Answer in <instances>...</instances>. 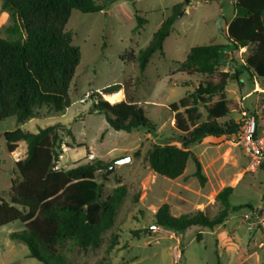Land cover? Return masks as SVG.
Here are the masks:
<instances>
[{"label": "rangeland", "instance_id": "rangeland-1", "mask_svg": "<svg viewBox=\"0 0 264 264\" xmlns=\"http://www.w3.org/2000/svg\"><path fill=\"white\" fill-rule=\"evenodd\" d=\"M183 2L117 0L98 13L73 11L65 31L71 33L72 45L80 51V63L68 92L70 107L62 113L37 108L35 114L39 118L24 123H17L13 117L0 121L1 200H9L11 181L18 177L15 162L26 155L22 141L13 153H8L3 133L17 129L36 133L56 123L65 125L74 138L61 133L57 169L101 160L114 165L105 177L107 170L95 173L102 196L117 186L126 188L114 225L101 236L97 248L81 251L69 243L57 248L69 264H264V229L252 221H242L244 213L264 209V168L254 173L246 170L248 160L236 134L206 138L189 148L201 163L206 177L204 186L193 177L195 167L191 160L183 175L175 180L154 174L146 161L147 151L155 145L181 147L169 105L192 93L200 82H217L218 72L211 77L187 76L179 72V65L192 47L227 44L225 27L234 15L235 0H189L188 6ZM179 4L180 12L162 53L152 56L143 73L137 62L120 59L121 55H137ZM136 13L147 22L139 31H135ZM9 24L7 14L0 12V37L13 40L5 32ZM245 56L246 52L240 49L226 59L232 58L241 65ZM218 71L233 72L230 64ZM111 85L122 86L124 98L143 108L146 118L155 124V133L114 131L103 114L90 111L91 99L80 101L93 92L106 101L101 91ZM250 90L254 92L250 94ZM224 97L229 114L221 122L239 124L245 112L256 119L257 133L264 135V82L240 75L238 80L227 82ZM198 113V123L205 121L203 106L198 107ZM122 159L129 161L118 163ZM224 187L233 188L230 207L243 208L232 211L224 224L212 232L191 227L178 234L155 226L153 215L164 203L169 205L172 216L202 211L212 218L220 209L215 195ZM21 230L18 221L0 227V264H42L28 256L24 243L9 238L10 233Z\"/></svg>", "mask_w": 264, "mask_h": 264}, {"label": "trees", "instance_id": "trees-1", "mask_svg": "<svg viewBox=\"0 0 264 264\" xmlns=\"http://www.w3.org/2000/svg\"><path fill=\"white\" fill-rule=\"evenodd\" d=\"M98 1L101 4L94 0H0V12L6 13L10 22L5 32L13 37V40L0 37V121L13 117L17 123H24L39 118L35 114L37 108L47 107L53 113H62L70 107L68 92L80 63V51L72 45L71 33L65 27L73 11L94 14L117 0ZM183 3L188 6L189 0ZM179 7L180 4L174 7L172 15L161 23L137 55H121L120 59L137 62L143 73L152 56L162 53ZM233 9L226 30L227 44L192 47L179 65V72L187 76L211 77L218 72V80L200 82L192 93L169 105L181 147L163 144L147 151L149 168L158 176L175 180L183 175L191 160L195 167L193 177L204 186L206 177L201 163L189 148L206 138L218 139L237 132V123L221 122L229 114L224 97L227 82L244 74L264 82V0H235ZM134 18L135 31H139L147 22L138 13ZM244 48L246 56L241 65L232 58L226 59L228 54ZM228 64L232 73L218 71ZM120 89V85H111L101 93L113 95ZM92 95L90 111L103 114L114 131L155 133V124L146 118L143 108L127 97L110 104L101 94ZM212 98L216 100L212 102ZM199 106L206 112V120L200 123ZM61 133L74 140L71 131L61 123L36 133L17 129L2 135L8 153H13L22 141L26 155L15 162L18 177L11 181L9 200L0 199V227L20 222L22 230L10 233L9 238L24 243L28 256L42 264H69L57 252L65 243L81 251L97 248L101 236L114 225L126 195L125 186L120 185L106 197L102 196L95 173L107 170L109 164L101 160L67 170L57 169L55 160L62 150ZM232 192V187H224L215 195L220 209L212 218L202 211L172 216L169 205L164 203L153 215L154 224L178 234L191 227L212 232L224 224L232 211L243 208L230 207ZM196 239L200 240V234Z\"/></svg>", "mask_w": 264, "mask_h": 264}, {"label": "built area", "instance_id": "built-area-1", "mask_svg": "<svg viewBox=\"0 0 264 264\" xmlns=\"http://www.w3.org/2000/svg\"><path fill=\"white\" fill-rule=\"evenodd\" d=\"M88 99L94 101L91 94H85L80 101L85 102ZM238 125L239 127L235 134L238 144L242 147L248 160L246 170L254 173L264 168V135L257 133L256 119L245 112L242 113V118ZM242 221H252L264 229V209L244 213Z\"/></svg>", "mask_w": 264, "mask_h": 264}, {"label": "bare ground", "instance_id": "bare-ground-1", "mask_svg": "<svg viewBox=\"0 0 264 264\" xmlns=\"http://www.w3.org/2000/svg\"><path fill=\"white\" fill-rule=\"evenodd\" d=\"M103 97L106 99L107 102L115 104L121 99L122 95L120 93H115L113 95H104Z\"/></svg>", "mask_w": 264, "mask_h": 264}, {"label": "crops", "instance_id": "crops-1", "mask_svg": "<svg viewBox=\"0 0 264 264\" xmlns=\"http://www.w3.org/2000/svg\"><path fill=\"white\" fill-rule=\"evenodd\" d=\"M229 22H230V21H229ZM229 22L226 23V27H225L226 30H227V25H228ZM241 50L244 51V52H246V49H245V48H244V49H241ZM256 85H257V84H256ZM256 88H258V86H257ZM253 92H254V90H250L249 93L252 94ZM117 93H120V94L122 95L121 99H120L118 102L124 100V95H123V94H124V91H123V89H120ZM250 94L246 95V98H248V96H249ZM118 102H117V103H118ZM110 104H111V103H110ZM33 119H37V118H33ZM213 233H214V232H213Z\"/></svg>", "mask_w": 264, "mask_h": 264}, {"label": "water", "instance_id": "water-1", "mask_svg": "<svg viewBox=\"0 0 264 264\" xmlns=\"http://www.w3.org/2000/svg\"><path fill=\"white\" fill-rule=\"evenodd\" d=\"M243 104L246 106V100H244ZM127 161H129V159H122L118 163H125ZM113 169H114V165H110L109 168L107 169L104 177L109 175L113 171ZM144 232H146V230Z\"/></svg>", "mask_w": 264, "mask_h": 264}]
</instances>
